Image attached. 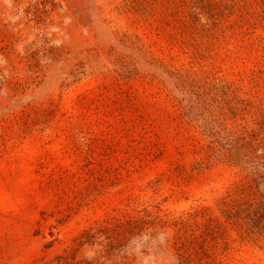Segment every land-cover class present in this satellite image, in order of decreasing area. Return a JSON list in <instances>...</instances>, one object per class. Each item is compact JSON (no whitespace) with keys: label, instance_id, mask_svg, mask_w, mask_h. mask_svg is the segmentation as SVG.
Wrapping results in <instances>:
<instances>
[{"label":"rangeland","instance_id":"rangeland-1","mask_svg":"<svg viewBox=\"0 0 264 264\" xmlns=\"http://www.w3.org/2000/svg\"><path fill=\"white\" fill-rule=\"evenodd\" d=\"M176 248L264 264V0H0V264Z\"/></svg>","mask_w":264,"mask_h":264},{"label":"trees","instance_id":"trees-1","mask_svg":"<svg viewBox=\"0 0 264 264\" xmlns=\"http://www.w3.org/2000/svg\"><path fill=\"white\" fill-rule=\"evenodd\" d=\"M181 99L179 98L177 100L178 104H181ZM147 216V215H145ZM145 219L144 215L141 216L139 218V220L137 221L138 218H136V223L138 224H143L144 221L143 219ZM106 222H96L90 226H88L87 229H84V231L82 232V234L80 235V239L84 241V239H86L88 237V246H101L102 250L104 252H111V251H107L108 250V243L110 245L111 243V239H112V234L108 231H106V229H110L108 225H105ZM127 224H132V221L130 223L127 222ZM106 224H109L108 222ZM160 231H156V229H154L153 227H150L149 225L143 226L139 233H135L133 232L131 236L135 237V241L133 244V247L131 248L132 252L134 255H139L141 252H147V249L149 250V253H160L162 252V245L161 242L165 239V236L162 235V233L160 234V236L158 237V233ZM83 238V239H81ZM129 238V237H127ZM125 238L123 239V244L122 246H124V248L122 246H120V250L123 253H128L129 252V245H128V239ZM160 240H157L159 239ZM78 240V241H79ZM161 241V242H160ZM115 249H112V251H114ZM168 258L172 259L173 261L171 262V264H212L211 262H206V261H194V259H192L191 257L184 255L182 250L179 248H176V252H168Z\"/></svg>","mask_w":264,"mask_h":264}]
</instances>
